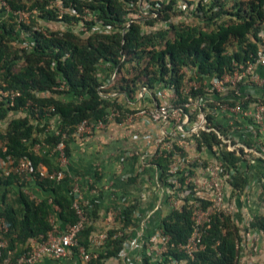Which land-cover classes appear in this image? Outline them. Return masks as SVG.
<instances>
[{
    "label": "trees",
    "instance_id": "obj_1",
    "mask_svg": "<svg viewBox=\"0 0 264 264\" xmlns=\"http://www.w3.org/2000/svg\"><path fill=\"white\" fill-rule=\"evenodd\" d=\"M0 1L3 2L0 90L9 93L6 97L0 95V121L11 114L25 112V115L12 116L6 129L0 130V157L12 160L8 174L0 168V216L8 225L4 234L7 244L1 248L0 264L9 251L17 257L30 249L31 240L47 239L57 229L56 221L52 220L54 213L64 225L79 220L73 205L76 196L73 179L66 170L61 179L52 176L63 168L53 151L61 136L52 130L54 122L49 119H55V126L68 133L66 152L70 157V143L75 138L77 124L83 119H104L113 109L122 114L137 111L139 103L137 107L131 102L138 99L143 87L157 98L162 87L173 86L178 95L174 105L188 101L190 96L203 95L202 87L186 91L188 80L218 76L229 71L235 61L253 60L264 34V0ZM20 12H28V17L23 18ZM85 15L92 17L85 21L86 34L73 28L52 30L36 26L39 18L79 24L84 22ZM61 82L66 88L56 90ZM48 91L50 95H45ZM13 92L17 93L14 97ZM113 92L118 94L113 96ZM261 100L264 102V97ZM247 103L244 101V105ZM214 104L207 101L203 106L208 125L226 132L225 125L217 123L215 116L208 112ZM45 107L53 110L48 113ZM193 137L196 148L204 150L202 159L208 158L206 150L218 155L229 174L227 181L232 193L244 192L251 180L247 153L243 149L240 152L226 148L215 150L221 140L213 130H200ZM41 142L53 155L36 150V144ZM245 143L253 145L251 140ZM174 145L181 150L179 142ZM173 153L156 150L148 161L156 166L160 179L170 187L168 172ZM22 158L29 160L34 168L30 175L17 168ZM257 161L264 162V159ZM41 166L48 168L47 174L41 173ZM184 177L181 176L182 181ZM99 179L100 174L96 180ZM32 183L48 193V197H33L29 192ZM261 183L264 202V181ZM99 190L89 199L90 205L85 206L94 223L102 204L103 192ZM178 197L181 207L170 209L158 224L170 237L167 259L177 258L182 261L179 264H241L243 233L251 229L264 233V212L256 214L244 227L233 214H217L210 226L203 229L205 248L193 257L188 256L180 245L188 241L194 230L196 198L192 193ZM54 206L59 208L56 212ZM136 207L137 203L124 209L114 206V210L120 209L116 218L120 219L121 226L109 230L104 245L96 250L98 257L87 264H105L108 259L120 256L133 234L132 228L137 225ZM93 231L94 224L87 225L79 234V244L90 248ZM74 250L78 251V247ZM144 264L154 263L145 256Z\"/></svg>",
    "mask_w": 264,
    "mask_h": 264
},
{
    "label": "built area",
    "instance_id": "obj_2",
    "mask_svg": "<svg viewBox=\"0 0 264 264\" xmlns=\"http://www.w3.org/2000/svg\"><path fill=\"white\" fill-rule=\"evenodd\" d=\"M23 13L25 12H20V16ZM91 19L92 17L89 15H85L83 18L82 25L85 26L86 31L88 29L85 21ZM260 68H264V34L261 35L259 47L253 56V60L248 62L235 61L229 71L218 76L204 77L203 79L194 77L188 80L186 91L190 92L202 87L205 91L203 95L190 96L188 101L174 105L173 101L178 100V95L173 86L162 87L158 91L157 98L152 96L146 87H143L138 98L148 99L143 100L144 104L137 111L122 114L120 110L113 109L104 119H83L76 126L75 136L90 138L95 130L108 127L110 121L121 120L129 124L134 121L137 115H145L154 125L161 128L156 150H159L160 153L164 149L174 152L168 172V182L171 184L168 190L171 194H169L171 208L181 207L178 196L186 197L192 193L196 198L193 202V212L196 216L194 230L188 241L180 245L181 250L188 256L193 257L196 252L205 248L203 229L210 226L215 215L221 213L235 215L239 211L236 199H243L242 197L247 192L249 185L244 192L232 193V187L227 181L229 174L226 173L222 162L218 160L217 154L206 150L205 155L208 158L204 160L201 158H204L203 151L195 152L194 155L185 153H191L190 149L195 148L193 136L199 135L200 130H213L221 140V143L214 147L215 150L226 148L229 151L240 152L243 149L251 164L259 158L264 159V102L261 100L264 93H259V90L264 92V74L259 72ZM114 78L115 74L111 81ZM196 79L200 80L196 81ZM65 88L64 82L55 87L56 90ZM50 93L48 91L46 95H50ZM8 94V92L0 90V95L6 97ZM16 94L13 92L12 97ZM117 94V92L112 93L113 96ZM207 101L215 103L208 112L215 116L217 123L225 125L226 132L208 125L207 114L203 109ZM244 101L248 102L247 105H244ZM34 109L38 111L37 107ZM44 110L50 113L53 107H45ZM192 116H197V118L192 119ZM52 130L55 131L56 135L61 136L53 151L57 153L58 162L63 168V170L54 172L52 176L61 179L64 177V170L70 161L66 152V142L69 135L66 131L55 126L54 123ZM246 140H251L253 145L246 144ZM174 142L180 143L181 150L175 148ZM143 158L146 159L145 156ZM4 162L7 165L0 168L8 174L12 160H4ZM17 168L29 175L34 171L30 161L25 158L19 160ZM182 175L185 176L184 181L181 180ZM129 176L127 175V178ZM74 190L76 196L73 205L79 215V220L67 225L64 231L55 229L49 233L47 239L36 241L29 250L17 257H14L13 251H9L3 264H35L44 257L62 258L70 254L74 247H78V253L86 264L98 257L96 250L104 245L109 236V231L98 234L92 233L90 248L79 244L80 232L87 225L94 224V221L85 209L86 205H90L89 199L84 198L76 187ZM54 207L59 209L58 206ZM119 213L120 209L112 211L114 220H117L116 217L119 216ZM236 220L241 224L239 218ZM117 221L120 222L121 226L120 219ZM7 231L8 225L5 218L0 216V255L2 253L1 248L7 244V239L4 236ZM243 234L244 237H251L250 232L245 231ZM169 239L170 237L161 228H158L153 235L142 241L128 239L124 249L142 248L143 259L145 256H149L154 264H179L182 261L174 257L167 259L165 255L168 251ZM249 264H255V262Z\"/></svg>",
    "mask_w": 264,
    "mask_h": 264
},
{
    "label": "crops",
    "instance_id": "obj_3",
    "mask_svg": "<svg viewBox=\"0 0 264 264\" xmlns=\"http://www.w3.org/2000/svg\"><path fill=\"white\" fill-rule=\"evenodd\" d=\"M259 72L264 74V68H260ZM259 93L264 92L259 90ZM143 100L138 98L131 103H139L141 106ZM49 120L55 123V119ZM160 134L161 128L154 125L147 116L137 115L129 124L121 120L110 121L108 127L95 130L92 137L75 136L71 141L70 161L65 170L73 179L74 188L86 199L97 195L100 188L103 192L99 215L94 223V234L120 227V222L114 220L112 215L115 205L124 209L129 204L137 203L134 213L137 225L132 228L131 238L142 241L157 231L160 220L172 209L169 186L160 179L156 166L148 162L157 149ZM35 148L53 155V151L43 142L37 143ZM144 156H147L145 160ZM0 159V167H5L4 159ZM250 165L249 188L243 199H236L239 211L235 215L241 219L242 227L247 226L256 214L264 210L261 199L264 162L255 161ZM40 171L47 174L48 168L41 166ZM98 174L100 179L96 180ZM127 175L130 176L127 178ZM29 192L33 197H48V193L34 183ZM54 211H57L56 207ZM52 220L56 221L57 229H66L67 225L55 213ZM250 233L251 237H244L242 243L241 264L253 261L255 264H264V233L253 229ZM36 241L31 240V245ZM142 253V248L124 249L119 257H112L105 264H144ZM35 264L86 263L78 251L72 250L65 257H44Z\"/></svg>",
    "mask_w": 264,
    "mask_h": 264
},
{
    "label": "rangeland",
    "instance_id": "obj_4",
    "mask_svg": "<svg viewBox=\"0 0 264 264\" xmlns=\"http://www.w3.org/2000/svg\"><path fill=\"white\" fill-rule=\"evenodd\" d=\"M184 2V1H183ZM3 2L2 1H0V9H1V6L3 5L2 4ZM60 4V3H59ZM144 5H146V8L148 7L147 6V3L145 2L144 3ZM28 12H25V13H23L22 14V17L23 18H27L28 17ZM135 15H137V14H135ZM189 19H192V17H188ZM37 22H38V24L36 25L37 27L39 26V27H43V28H48V29H52V30H65V29H67V28H73L74 30H76V31H80V32H85V34L86 33H88V30L86 31L85 29V26H83L82 25V23H79V24H77V23H75V24H69V23H67V22H65V21H59V20H45V19H42V18H39L38 20H37ZM85 34H83V36L85 35ZM190 79H192V78H190ZM200 79H196V81H199ZM14 115H25V112H23V111H21V112H18L17 114H11V116L9 117V118H7V119H5V120H2V121H0V130H5L6 129V126H7V124H8V121H9V119L12 117V116H14ZM51 123H53V122H51ZM195 145V148H196V144H194ZM2 145L0 144V147H1ZM195 148L194 147H192L191 149H190V151H191V153L190 152H186L185 154H187V155H194L195 154V152L196 153H198V152H202V151H204V150H198L197 148H196V150H195ZM153 154H151V156H152ZM205 157H207V156H205ZM1 158V157H0ZM146 158H147V156H146ZM0 161H2L1 159H0ZM5 165H7V164H5ZM179 203L180 204H182V202L181 201H179Z\"/></svg>",
    "mask_w": 264,
    "mask_h": 264
},
{
    "label": "water",
    "instance_id": "obj_5",
    "mask_svg": "<svg viewBox=\"0 0 264 264\" xmlns=\"http://www.w3.org/2000/svg\"><path fill=\"white\" fill-rule=\"evenodd\" d=\"M243 164H244V166H246V165H247V163H246V162H243Z\"/></svg>",
    "mask_w": 264,
    "mask_h": 264
}]
</instances>
